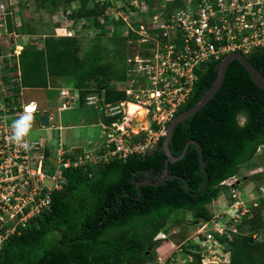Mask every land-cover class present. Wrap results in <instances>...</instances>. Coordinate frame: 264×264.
I'll list each match as a JSON object with an SVG mask.
<instances>
[{"label": "trees", "instance_id": "trees-1", "mask_svg": "<svg viewBox=\"0 0 264 264\" xmlns=\"http://www.w3.org/2000/svg\"><path fill=\"white\" fill-rule=\"evenodd\" d=\"M37 2L40 8H48L54 14L61 12L70 19H88L90 24L83 26L94 25L99 32L84 55L80 54L82 45L75 36L48 34L42 46L31 37L19 55L20 79L14 83L8 78L5 81L12 93L17 95L25 87L47 88L56 76H71L81 103L93 92L103 94L107 102L124 99L120 81L127 73L125 45L129 37L138 34L130 30L129 37L124 36L125 21L108 17L111 0L104 4L100 0ZM183 3L184 0H176L171 5L178 7ZM101 17L105 18L104 23ZM131 18L137 26L136 18ZM12 19L8 16L9 32L35 33L36 28L30 24L24 21L16 26ZM109 32L118 45L113 50L101 42ZM116 58L123 62L116 65ZM248 58L264 75V47L248 54ZM218 63H209L201 72L193 96L178 114L194 106L212 86ZM241 116L245 121H240ZM112 120L106 118L107 123ZM190 140L200 144L207 161L209 184L205 192L192 195L185 189L182 178L188 179L193 193L200 192L205 185L200 151L194 143L181 160L169 163L173 176L158 185L139 187L138 183L148 180V171L162 174L167 155L158 148L163 139L150 154L148 151L126 160L88 164L87 168H66V183L52 192L49 209L23 226L20 234L10 237L0 251V264H147L149 258H154L152 250L161 245L159 234L174 212L189 211L193 223L212 219L214 212L210 205L228 189L222 182L238 175L243 164L255 167L258 163L253 158L264 143V89L254 82L239 60L230 63L215 96L196 114L176 125L169 142L172 152L179 155ZM47 154L52 155L50 148ZM48 162L52 169L56 167L52 161ZM255 176H264V172ZM257 200L252 215L244 217L238 225L242 234H236L228 246L231 259L227 264H264V239L253 237L254 233L264 234V196ZM179 245L187 264H203L200 251L193 250L195 245L190 240Z\"/></svg>", "mask_w": 264, "mask_h": 264}, {"label": "built area", "instance_id": "built-area-1", "mask_svg": "<svg viewBox=\"0 0 264 264\" xmlns=\"http://www.w3.org/2000/svg\"><path fill=\"white\" fill-rule=\"evenodd\" d=\"M175 1L111 0V9L117 11L113 18L125 21L124 36L129 37L130 30L138 34L139 39L129 37L128 40H136L139 46H133L127 53L126 78L120 81L126 97L107 102L103 94L93 92L82 103L113 118L103 124L106 139L97 146L70 150L60 141L56 155L50 156L47 154L49 145L29 138L31 149H19L8 140L12 121L29 103L37 105L35 115L41 109L36 101H16L10 85L0 82L3 92L0 96V251L12 235L20 234L23 226L49 209L52 192L66 183L64 169L126 160L154 150L167 135L168 123L193 96L195 84L209 63H218L233 52L248 56L264 47V0H184L178 7L171 5ZM10 2L0 0V23L6 30ZM100 2L104 4L107 0ZM133 16L137 17V26L132 23ZM65 21L58 26V35L64 34L58 32L62 27L66 34H71L79 23L89 24L88 19L66 16ZM100 21L104 23L105 18L101 17ZM10 34L13 36L6 37V41L0 34V59L16 56L19 66V55L25 44L19 43L20 33L12 31ZM10 42V51H7ZM20 74L17 69L12 83L20 79ZM60 92L64 100L59 111L81 103L78 89L62 88ZM132 105L136 106L134 111ZM48 161H55L56 167L52 169ZM252 172H264V166ZM47 180L54 182L52 188L45 185ZM238 181L237 175L225 179L222 184L229 187L230 194L224 206L212 219L193 223V237L201 245L204 264H221L220 250L231 254L228 246L240 233L238 225L244 217L251 216L252 208L258 205V195L252 194L251 199L249 194L243 195ZM262 191L264 186L259 187L260 196ZM161 264H167V260Z\"/></svg>", "mask_w": 264, "mask_h": 264}, {"label": "rangeland", "instance_id": "rangeland-1", "mask_svg": "<svg viewBox=\"0 0 264 264\" xmlns=\"http://www.w3.org/2000/svg\"><path fill=\"white\" fill-rule=\"evenodd\" d=\"M38 0H11L10 8H9V14L6 15V21H8V16H11L12 22L18 26L24 21L27 24H30L34 28H36V31L34 34L30 33H20L18 34L19 43L26 44L29 42L30 38L33 37L35 40L33 42H36L38 46L43 45V40L46 35L51 34L54 36L56 32L55 29L56 26H62L65 24V17L61 12H57L54 14L49 10L48 8L42 9L39 6ZM117 11L115 9H110L108 13V17L111 18L116 17L115 14ZM135 16V15H134ZM133 16V20L134 17ZM61 20V22L59 21ZM64 20V21H63ZM90 24V23H89ZM56 27V28H55ZM63 28V27H62ZM60 28L58 30L59 33H64L60 36H70L73 35L76 38H78L81 42V50L80 54L84 55L86 50L90 48L92 43H94V40L96 39V31L98 30L94 25L89 26H83L81 23L78 24L75 32H72L71 34L68 32V34L65 33L66 30ZM90 29V30H89ZM8 30V29H7ZM6 30V26L0 23V34L2 35V38H4V41L7 40L6 37L13 36V34H10L9 31ZM57 30V29H56ZM123 34L126 31V27L122 29ZM67 32V31H66ZM112 33L109 32L107 35L103 36L101 38V42L103 44H106L109 50H113L115 47H118V45L111 40ZM131 39H139L136 36ZM11 42L8 46H6L7 51H10ZM133 46L137 47L139 46V43L136 40H128L125 45L126 53H128L129 49H131ZM3 47V46H2ZM123 62V59H115L116 65H120ZM0 82L5 83L7 79V75L5 73V69L2 67L0 68ZM56 78V77H55ZM54 78V79H55ZM66 82H58L55 81V83L52 84V89H34V88H27L25 87L20 96V94L15 95V100H20L22 103H28L31 100H36L38 103H40V108L43 109L45 107H50L53 114H50V117L53 118L52 125L49 127L42 126V124L39 121V116L35 117V122L33 125V130L30 135V138L32 139H38L43 144L49 145L51 149L52 155H56V150L59 147L60 141L62 144H64L68 149L74 150L75 145H80V143L83 142L84 145L79 146L81 147L80 150L85 149L89 147L90 145H94L97 143H101V139H99L100 132L103 131V128L100 125H97L100 121V117L102 116L103 112L99 110L98 108L95 109L93 106H86L85 104L80 105L77 103V105L73 104L72 107L68 108V110L59 111V105H61V102L57 101V97L59 95L58 90H62L61 87L69 86L71 89L74 85V80H72L71 76H64L63 77ZM121 83V82H120ZM61 96V93H60ZM47 110V109H46ZM85 111L86 115L90 117L91 121L83 122L81 121L80 125L74 126V127H68L67 123H79L80 122V114L84 115L83 112ZM53 115V116H52ZM104 132L106 134V130L104 129ZM104 134V137L102 140L106 139V135ZM93 140L96 143L89 144L85 146V144L89 141ZM254 161H256L258 164L255 167L247 166V164H243L240 168V172L237 175L238 176V184L241 186V189L243 191V195L249 194V199L254 198L252 194L258 195L260 198L261 196H264V191H262V195L260 196L258 194L259 187L264 186V176H255L254 174H257V172L253 173L252 170H256L264 166V145L260 147L259 150H257V153L255 154ZM53 171V170H52ZM45 185L48 188H52L54 185V182L52 180H47L45 182ZM230 189L224 190L222 194V199H219L216 201L217 204L210 205V208L214 211L215 205H220L221 203H225L227 201V198L229 196ZM228 193V194H227ZM255 196V197H256ZM258 198V199H259ZM258 202V201H257ZM264 212V209H263ZM191 213L189 211H177L172 214V216L169 218L166 227L164 228L163 232L167 234V239L172 240L175 242V244L178 246L179 243H182L185 239L190 238L193 239V224H191L190 220ZM240 234H242V231L240 230ZM260 240L264 239V234L258 235ZM257 240V239H256ZM259 240V241H260ZM173 245L172 243H167L166 241H161V246L159 245L155 249L152 250L153 259L149 258L147 261V264H158V262L164 263V260H167V264H187L186 255L184 256L183 250L180 247L176 248V245ZM174 248V249H173ZM218 255L222 257V263L227 262L231 258L230 252H224L220 250L218 252ZM160 260V261H159Z\"/></svg>", "mask_w": 264, "mask_h": 264}, {"label": "water", "instance_id": "water-1", "mask_svg": "<svg viewBox=\"0 0 264 264\" xmlns=\"http://www.w3.org/2000/svg\"><path fill=\"white\" fill-rule=\"evenodd\" d=\"M235 59L239 60L248 69V71H249L252 79L254 80V82L258 86H260L261 88L264 89V75L252 63V61L248 58V56L244 55L241 52H233V53L228 54L225 58H223L217 64V66H216L217 76H216L212 86L203 94V96L199 99V101L194 106H192L191 108L185 109L184 111L180 112L177 116L172 118L170 123H168L167 135L163 139L161 146L158 148V150L165 152V154L167 155V158L165 160L164 169L162 171V174L158 178V180L153 182L152 178L155 177V174L152 171H148L147 174L150 177L146 181H140L138 183L139 187L144 185V184H152L153 183V184L158 185V184L165 183L167 179H169L173 176V174H170V171H169V163L170 162H177V161L181 160L187 154L190 145L192 143H194L198 146L199 151H200V167L204 171L205 176H206L205 185L200 192L193 193L190 189L188 179L182 177L184 179V186H185V189L188 192H190L192 195H200L201 193H203L207 190L208 184H209L208 172L206 170L207 161L204 159V153H203V150H202V147L200 146V144L195 140H190L186 143L183 151L179 155H175L170 148L169 142H170V140L174 134V130H175L176 125L181 121H186L188 117L196 114L201 108H203L208 103V101L211 98H213L215 96L217 91L223 85V82H224L225 77L227 75V71H228L230 63ZM50 114H51V111L46 110L43 112V114L40 118V122L47 127L50 125ZM153 152H154V150H151L148 152V154L153 153ZM148 154H146V155L148 156ZM53 163L56 164L55 161H53ZM156 176H159V175H156Z\"/></svg>", "mask_w": 264, "mask_h": 264}, {"label": "clouds", "instance_id": "clouds-1", "mask_svg": "<svg viewBox=\"0 0 264 264\" xmlns=\"http://www.w3.org/2000/svg\"><path fill=\"white\" fill-rule=\"evenodd\" d=\"M37 111V105L33 102V103H29L28 105H26L24 107L23 112L17 117L15 118L11 125V135L8 137V140L13 143L16 147H18L19 149H23L24 151H29L32 147L31 143H30V135L32 133L33 130V125L35 122V113ZM47 127V126H46ZM165 138V137H164ZM260 147H262V145L259 146L258 150L260 149ZM151 151V150H150ZM257 153V152H256ZM54 156V155H53ZM262 173V172H261ZM227 186V185H226ZM228 187V186H227ZM241 187V186H240ZM229 189V187H228ZM224 191H222L223 193ZM222 197L224 194H222ZM228 194V193H227ZM216 201V200H215ZM214 202V201H213ZM224 203L217 205L214 209V213L218 211V209H220V207H223ZM191 224H193V222H190ZM194 229V228H193ZM164 234V235H163ZM193 234H194V230H193ZM254 234H257V237H254ZM253 237L256 238L257 240L259 239L258 237V233H254ZM159 237L161 239V241L163 242H167V243H172L173 245L175 244L174 241L167 239V234L163 231H161V233L159 234ZM187 240L191 241V244H194L195 247H193V250L196 252H199L201 250V245L199 242L196 241L195 237H193V239L187 238L184 242L185 243ZM176 245V244H175ZM162 247L165 245H161ZM180 247L182 249L181 245H176V248ZM174 249V248H173ZM151 250V249H150ZM149 250V251H150ZM183 250V249H182ZM201 254V252H200ZM231 259V258H230ZM201 261L203 263L202 260V254H201ZM213 263V262H210ZM229 263V262H228ZM204 264V263H203ZM209 264V263H207ZM217 264V263H216ZM227 264V263H225Z\"/></svg>", "mask_w": 264, "mask_h": 264}, {"label": "crops", "instance_id": "crops-1", "mask_svg": "<svg viewBox=\"0 0 264 264\" xmlns=\"http://www.w3.org/2000/svg\"><path fill=\"white\" fill-rule=\"evenodd\" d=\"M57 28H58V26H56ZM55 27V28H56ZM56 28V29H57ZM55 29V32L57 31ZM55 35H57V36H60V35H62V34H60V35H58L57 34V32H56V34ZM17 60H18V58L16 57V56H13V57H5L4 58V60L2 59H0V66L2 65V67H3V65H4V69H5V72H6V75H7V78L11 81L14 77H15V73H16V70L17 69H20L19 68V66L17 65ZM15 67H17L16 69H15ZM13 76V77H12ZM12 77V78H11ZM64 76H56V78L55 79H52L51 81H50V85L47 87V88H39V89H44V90H46V89H52L53 88V86H52V84L53 83H55V81H58V82H66L65 80H64V78H63ZM55 80V81H54ZM32 88V87H31ZM61 88H70L71 89V87H69V86H65V87H61ZM25 88H23V89H21L20 91H22V90H24ZM34 89H38V88H34ZM22 93H23V91H22ZM22 93H21V95H22ZM58 93H59V95H58V97H57V101L58 102H63V100H64V98L62 97V96H60V90H58ZM20 95V96H21ZM31 101H36V100H31ZM30 102V101H29ZM37 102V101H36ZM38 103V102H37ZM80 105H82V103H79ZM38 105L40 106V103H38ZM75 105H77V103L75 104ZM87 106V105H86ZM41 109V108H40ZM45 109H47V110H50L51 111V114H53V112H52V110L50 109V107H45V108H43V109H41V111L36 115V116H39L40 115V117H39V121H40V118H41V116H42V114H43V112L44 111H46ZM96 109V108H95ZM66 110H68V108L67 109H64V111H66ZM97 110V109H96ZM97 111H99V110H97ZM83 114L84 115H82V114H80V122L79 123H72V122H69V123H67V126L68 127H74V126H78V125H80V123H81V121H83V122H85V121H87V122H89V121H91V119H90V117L89 116H87L86 115V113H85V111L83 112ZM53 116V115H52ZM101 119H100V121L98 122V124L97 125H100L102 128H103V131L102 132H100V134H99V139H101V142L103 141L102 139H103V137H104V134H105V132H104V126H103V124L104 123H107L106 122V118H108V117H105L104 116V114H102V116L100 117ZM52 120H53V118L50 120V125L49 126H51L52 125ZM41 123V122H40ZM48 126V127H49ZM106 135V134H105ZM94 143H96L95 141H93V140H89L86 144H85V146H87V145H89V144H94ZM100 144V143H99ZM82 145H84L83 144V142L82 143H80V145H75V148H79V150H80V148L82 147ZM98 145V143L97 144H94V145H90L89 147H92V146H97ZM79 146H81V147H79ZM89 147H87V148H89ZM82 150V149H81ZM80 150V151H81ZM219 199H222V195L217 199V200H219ZM216 200V201H217ZM216 201H214L213 203L214 204H217L216 203ZM212 203V204H213ZM215 207H216V205H215Z\"/></svg>", "mask_w": 264, "mask_h": 264}, {"label": "flooded vegetation", "instance_id": "flooded-vegetation-1", "mask_svg": "<svg viewBox=\"0 0 264 264\" xmlns=\"http://www.w3.org/2000/svg\"><path fill=\"white\" fill-rule=\"evenodd\" d=\"M239 119H240L241 122L245 121L244 116H241ZM261 145H264V143H262ZM155 177H158V176H156V174H155ZM155 177H153V178H155ZM159 177H160V176H159ZM159 177H158V178H159ZM148 252H150V251H148Z\"/></svg>", "mask_w": 264, "mask_h": 264}, {"label": "bare ground", "instance_id": "bare-ground-1", "mask_svg": "<svg viewBox=\"0 0 264 264\" xmlns=\"http://www.w3.org/2000/svg\"><path fill=\"white\" fill-rule=\"evenodd\" d=\"M134 108H136V106L132 105L131 110L134 111Z\"/></svg>", "mask_w": 264, "mask_h": 264}]
</instances>
